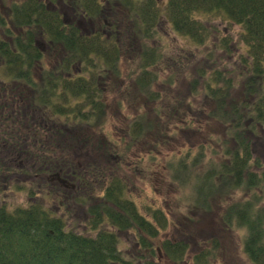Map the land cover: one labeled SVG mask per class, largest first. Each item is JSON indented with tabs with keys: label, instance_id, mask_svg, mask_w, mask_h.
I'll use <instances>...</instances> for the list:
<instances>
[{
	"label": "trees",
	"instance_id": "trees-1",
	"mask_svg": "<svg viewBox=\"0 0 264 264\" xmlns=\"http://www.w3.org/2000/svg\"><path fill=\"white\" fill-rule=\"evenodd\" d=\"M45 1L12 4V18L0 11V194L21 190L28 201L11 208L0 203V264H163L153 239L168 229L169 215L161 206L139 207L121 170L129 155L138 174L162 162L160 181L181 191L178 212L188 223L193 211H210L217 193L241 195L225 204L218 226L244 230L248 261L264 264V208L258 206L264 164L255 151L256 140L264 142V0H68L76 14L96 24L93 32ZM115 1L126 3L129 28L112 13ZM217 21L239 25L244 44L237 67L212 72L200 91L212 105L206 120L219 123L225 139L217 149L208 148L206 139L171 148V132L190 137L201 120L190 105L186 110L156 87L162 61L174 58L162 37L227 50L232 37L220 32ZM132 51L135 68L122 76L119 61ZM167 63L163 70L171 68ZM234 82L241 90L236 98ZM112 92L128 97L117 102L116 115L122 119L128 109L133 116L109 134L103 126ZM145 132L154 134V145L128 153ZM163 146L168 152L156 160ZM55 175L68 187L49 179ZM76 210L85 231L68 224ZM121 235L133 241L132 253L119 247ZM209 243L190 264L217 262L218 242ZM159 247L164 264H187V239L164 236Z\"/></svg>",
	"mask_w": 264,
	"mask_h": 264
},
{
	"label": "rangeland",
	"instance_id": "rangeland-1",
	"mask_svg": "<svg viewBox=\"0 0 264 264\" xmlns=\"http://www.w3.org/2000/svg\"><path fill=\"white\" fill-rule=\"evenodd\" d=\"M23 0H3L0 1V11H2L5 16L11 17L8 12V7L14 3L21 2ZM159 2L162 0H158ZM163 0L162 2H165ZM115 6L111 10L114 15L120 20H123L126 28H129L128 23L131 22L130 12L125 7L127 6L125 2L120 3L115 1ZM161 3V2H160ZM51 8H56L65 14L66 20L69 18H73L76 22L80 23L83 28H89L95 31L98 27L91 24L90 19H83L81 14H76L73 8L68 4V0H54L50 3L48 2ZM62 7V8H61ZM7 14V15H6ZM9 22V21H8ZM10 27H12L11 23H8ZM217 26L222 34L230 35L232 40L229 45L230 48L227 50H222L219 48H213L212 46H203L196 48L194 44L184 37H174L171 36L169 39L162 37L161 43H166V48L170 47L172 53L171 58L169 60H163L162 62H168L171 68L169 70H163L161 64V70H157L159 74V79L156 87L161 88V91L169 93L171 99L177 97L180 101H182L183 108L188 110L190 106L192 107L193 115L201 122L198 125H193L192 128V136L183 137L182 135H178L176 137L175 133L173 139H176L175 142L170 141L168 136L165 134V141H170L171 148H176V146L184 145V143L192 142L191 145H198L201 142V139H206L208 148H218L219 143L225 139L224 129L222 126L213 121L206 120V112L208 108L212 105L209 103L205 97H203L202 86L205 84V81L209 78V75L212 72L222 71L231 73L232 70L237 67V58L239 56L240 50L244 48V44L240 39L241 27L237 24H228L222 21H217ZM14 28V27H12ZM16 29H14L15 31ZM13 31V32H14ZM126 43H129L127 39ZM136 46V43L133 44ZM136 60V52L132 51L130 54H125L121 57L119 61L118 69L122 76H125L128 72H131L134 67V62ZM166 66V65H164ZM205 72V73H202ZM171 76L173 79V83H168V77ZM241 77L235 76V79L238 80ZM1 79V78H0ZM165 82V85L163 84ZM238 83L234 82V87L231 92V95L236 98L240 96V87L237 86ZM171 86V88H170ZM107 87V95H108ZM119 100L125 101L127 103L128 97L121 98V95L117 92L109 93V106H108V118L106 119L103 128L107 133H117L115 130L124 127V121H129V116H133L130 110L122 111V119L116 115L118 110L117 102ZM181 104V105H182ZM190 105V106H189ZM205 115V116H204ZM114 128V130L112 129ZM171 129H173L170 126ZM179 131V130H178ZM188 131V130H187ZM121 132V131H120ZM179 132H182L180 130ZM189 135V134H186ZM153 133L145 132L143 138L137 143L138 146H134L128 153H133L134 151L138 152L140 150H145V147L149 145H154L152 139H154ZM95 143V139H91L89 141V150L90 145ZM163 141H161V144ZM173 146V147H172ZM123 147V145H121ZM170 147V146H169ZM123 149V153H126L125 148ZM80 150L86 151V147L80 143ZM256 156L260 159V161L264 164V142L260 138L256 140L255 146ZM168 149L163 146L157 148L156 160L162 159L166 156ZM154 154V153H152ZM92 157H96V151L93 153L90 152ZM143 155V154H141ZM140 155V156H141ZM145 156V155H144ZM143 156V157H144ZM128 157V158H127ZM128 159V163L125 161V165L121 166V170L124 172L126 176L129 177L128 185L131 187L133 193H135V198L137 197V202L139 207L143 210V205H151V206H161L166 210L169 215L170 224L166 231H162L159 233V236L153 239L155 243V253L157 254L156 249L160 250V254L162 255L160 259L161 263H166L164 261V255L162 254V250L159 247L161 239L166 237L177 238L178 236L188 240L189 249L186 253V262L190 264L191 256L196 252L200 251L203 247L210 246L209 239H215L218 242V249L214 251V254L217 256V262L213 264H251L246 255L242 250L241 238L244 235V230L237 229H221L219 224V218L222 214V210L231 200H235L240 198L241 195H236L234 197H225L224 195L216 194L214 198L211 200L210 211H202L195 210L191 214L193 218V222H186L181 219V214L178 212L180 207H177L178 199L181 197V191L179 192L174 187L169 186L168 183H164L160 181L159 166L161 163H154L151 167L146 168V164L142 165L143 168H146L144 174H138L133 172V164L135 157L126 156V160ZM256 167L252 166V170H255ZM139 171V170H138ZM140 172V171H139ZM155 186L156 192L152 190L149 185ZM186 191V190H185ZM185 191H182V196L185 194ZM239 194V193H238ZM7 203L8 207L14 206H26L28 205L27 195L24 191H13L7 190L5 194H0V203ZM259 207L264 208V199L259 201ZM75 217L69 214L68 224L76 226V231H85L86 228L80 222L81 213L78 210L75 212ZM73 228V226H70ZM137 231L130 230L128 232L129 235L134 236L137 235ZM134 243L131 242V239L121 235L120 236V244L119 247L123 252L127 254L132 253L134 250ZM158 258V254H157ZM184 264V263H183Z\"/></svg>",
	"mask_w": 264,
	"mask_h": 264
},
{
	"label": "water",
	"instance_id": "water-1",
	"mask_svg": "<svg viewBox=\"0 0 264 264\" xmlns=\"http://www.w3.org/2000/svg\"><path fill=\"white\" fill-rule=\"evenodd\" d=\"M56 178L59 179V177H57V176H56ZM59 181H60L62 184L65 183L63 180H60V179H59Z\"/></svg>",
	"mask_w": 264,
	"mask_h": 264
},
{
	"label": "flooded vegetation",
	"instance_id": "flooded-vegetation-1",
	"mask_svg": "<svg viewBox=\"0 0 264 264\" xmlns=\"http://www.w3.org/2000/svg\"><path fill=\"white\" fill-rule=\"evenodd\" d=\"M48 1H49V0H47V1H45V2H46V4L50 7V5L48 4Z\"/></svg>",
	"mask_w": 264,
	"mask_h": 264
}]
</instances>
